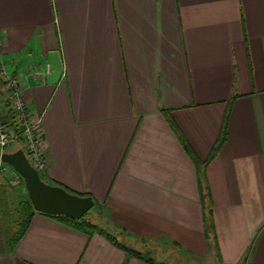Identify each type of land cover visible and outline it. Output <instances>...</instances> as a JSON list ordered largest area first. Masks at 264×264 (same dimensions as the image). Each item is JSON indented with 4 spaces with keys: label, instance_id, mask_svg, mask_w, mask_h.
Returning <instances> with one entry per match:
<instances>
[{
    "label": "crops",
    "instance_id": "crops-1",
    "mask_svg": "<svg viewBox=\"0 0 264 264\" xmlns=\"http://www.w3.org/2000/svg\"><path fill=\"white\" fill-rule=\"evenodd\" d=\"M0 38L46 182L104 215L34 213L0 264H264V0H0Z\"/></svg>",
    "mask_w": 264,
    "mask_h": 264
},
{
    "label": "rangeland",
    "instance_id": "rangeland-1",
    "mask_svg": "<svg viewBox=\"0 0 264 264\" xmlns=\"http://www.w3.org/2000/svg\"><path fill=\"white\" fill-rule=\"evenodd\" d=\"M0 177L3 183L7 184L6 187L0 186V250H7L15 242L17 234L23 227L22 208L30 203V200L22 177L11 166L3 164ZM41 178L46 181L44 174ZM102 220L104 221V215L95 203L94 208L87 214L85 222L101 229L104 227ZM82 228L91 231L88 227ZM121 241L132 244L136 249L130 247L129 249L140 253L142 258L154 264H183L181 259L185 262L181 253L170 252V245H166L163 241L132 243L125 238H121Z\"/></svg>",
    "mask_w": 264,
    "mask_h": 264
},
{
    "label": "built area",
    "instance_id": "built-area-1",
    "mask_svg": "<svg viewBox=\"0 0 264 264\" xmlns=\"http://www.w3.org/2000/svg\"><path fill=\"white\" fill-rule=\"evenodd\" d=\"M2 40L0 38V47ZM16 139L31 165L40 175L45 174L49 162L43 147L40 122H34L30 109L23 98L19 80L0 63V170L2 154L9 151Z\"/></svg>",
    "mask_w": 264,
    "mask_h": 264
},
{
    "label": "water",
    "instance_id": "water-1",
    "mask_svg": "<svg viewBox=\"0 0 264 264\" xmlns=\"http://www.w3.org/2000/svg\"><path fill=\"white\" fill-rule=\"evenodd\" d=\"M2 161L11 166L23 179L33 209L49 216L82 219L94 206L92 196H81L61 186L51 185L41 178L23 149L2 154Z\"/></svg>",
    "mask_w": 264,
    "mask_h": 264
},
{
    "label": "trees",
    "instance_id": "trees-1",
    "mask_svg": "<svg viewBox=\"0 0 264 264\" xmlns=\"http://www.w3.org/2000/svg\"><path fill=\"white\" fill-rule=\"evenodd\" d=\"M224 139H225L224 137L220 138V140L216 144V147L213 149V152H212V156L211 157H213V155H215V153L222 146V144L224 142ZM9 152H13V150H9ZM211 157H210V159H211ZM34 213H38V212H36L33 209V206L31 204V202L28 203V204H26L22 208V215L24 217V220H23L24 223H23V227L20 229L19 233L17 234V237H16L15 242L13 244H15L18 241V239L22 236V234L26 230L27 226L29 225L30 220H31V218H32V216H33ZM87 214L82 219H80V220H75V219H72V218H69V217H65V216H50V217H59V218H62V220H65L67 222H70L72 225H74V226H76V227H78V228H80L82 230H85L84 228H82L83 226L88 227L91 231H87V230H85V231L90 232V233L97 232V231H101V229L95 228V226H93L92 224H89V223H86L85 222ZM47 216H49V215H47ZM92 230H94V231H92ZM113 242L117 244V242L115 240H113ZM123 249L126 251V253L129 256H132V257H141L140 253H138V252H136L134 250L127 249V248H124V247H123ZM150 262L152 263V261H150Z\"/></svg>",
    "mask_w": 264,
    "mask_h": 264
}]
</instances>
